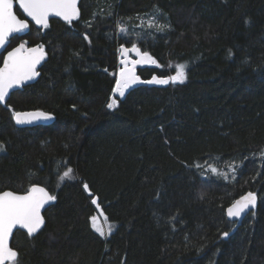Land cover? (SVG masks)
Segmentation results:
<instances>
[{
  "label": "trees",
  "instance_id": "1",
  "mask_svg": "<svg viewBox=\"0 0 264 264\" xmlns=\"http://www.w3.org/2000/svg\"><path fill=\"white\" fill-rule=\"evenodd\" d=\"M152 14L170 27H144ZM24 38L47 60L0 106V193L41 185L56 203L38 235L15 234L19 264H264V0H80L76 20ZM134 46L159 65L142 81L179 65L187 79L109 109L119 49ZM25 111L56 120L18 128ZM247 192L259 204L234 231L226 211Z\"/></svg>",
  "mask_w": 264,
  "mask_h": 264
},
{
  "label": "snow or ice",
  "instance_id": "2",
  "mask_svg": "<svg viewBox=\"0 0 264 264\" xmlns=\"http://www.w3.org/2000/svg\"><path fill=\"white\" fill-rule=\"evenodd\" d=\"M78 0H19V6L23 9L28 17H31L36 24L48 27V19L50 16L62 17L68 23H71L74 18L79 17V9L77 7ZM13 0H0V48H3L8 43V38L13 33L25 32L29 28L26 20L18 19L14 12ZM150 27H157L158 31H164L170 27L165 24H150ZM125 31L124 28L120 29ZM87 37H85L86 39ZM140 60L128 61L122 60L124 65L120 69L119 79L116 81V92L120 97H123L125 91L136 83L149 84H183L187 79L186 66L179 65L177 75L169 76L168 78L153 77L148 81H141L135 73V65L141 62H151L156 64V61L147 53H140L139 48H133ZM127 49H123L127 53ZM43 57L42 50L39 48H25L22 43L13 51L8 52V55L3 60V68H0V102H3L8 96L9 90L18 86H22L26 81L32 80L39 75L36 71L37 65ZM131 64V67L128 65ZM159 67V65H157ZM117 100L112 99L108 103L109 109L117 106ZM43 118L50 119L44 113H15V121L17 124H30L33 119ZM4 150V145L0 144V151ZM216 173L215 168L211 169ZM73 169L68 168L63 172V178H72ZM87 189L88 185L84 184ZM203 198V197H202ZM56 196L50 195L44 188L32 187L24 195H18L12 191H4L0 193V264H19L18 252L9 245L10 238L13 235V229L19 226L21 229H26L29 236H33L40 231L44 226V218L41 215V209L50 201H55ZM257 197L254 193L249 192L241 199L236 200L231 207L227 209V216L238 220L248 210L256 207ZM96 203L95 200L92 201ZM95 223L96 218H92ZM96 231L104 235V232L97 227ZM112 232L111 226L108 229V234ZM225 237L228 232L223 233Z\"/></svg>",
  "mask_w": 264,
  "mask_h": 264
},
{
  "label": "water",
  "instance_id": "3",
  "mask_svg": "<svg viewBox=\"0 0 264 264\" xmlns=\"http://www.w3.org/2000/svg\"><path fill=\"white\" fill-rule=\"evenodd\" d=\"M13 4H14V9H13V10H14V12H15L17 18H18V19H21V20H26V21L28 22V24H29V28H28L25 32H21V33H13L11 36H9V38H8V43H6V44L4 45L3 48H0V55H1L2 53L5 52V50L7 49V47L11 44V40H12L13 38H15V37H19V38H24V37H26V36L29 34L30 30H31V25H34V26L37 27V28H45V27H43L42 25H38V24H36L35 21H33V20L31 19V17H28L27 14L24 13L23 9L20 8V6H19V0H13ZM77 7H78V9H79V16H80V0H78ZM17 9L20 10V12H21L22 15H23V18L19 16V14L17 13ZM76 19H77V18H74L72 21H74V20H76ZM52 20H59V21H61V22H63V23H68V22L65 21L62 17L50 16L49 19H48V26L50 25V22H51ZM24 45H25V44H24ZM19 46H20V45H19ZM19 46H17V47H19ZM17 47H15V48H17ZM15 48H14V49H15ZM25 48H28V49H31V48H39V49L42 50L43 57H42L40 63L37 65V68H36V71L39 73V75L35 76L32 80L26 81L22 86H18V87H15V88H13V89H10V90H9V93H8V96L5 98V100H4L3 102H0V106H5V105L7 104V102L9 101L10 97L12 96V94H13L14 92L20 91V90H22V89L25 88V87H28V86H30V85H33L34 83H36V82L39 80V78H40V76H41V69H42L44 63H45L46 60H47V53H46L44 47H43L41 44H39V45H36V46H33V47H29V46L25 45ZM14 49H12L11 51H13ZM11 51H9V52H11ZM7 55H8V53H6V55H5L4 58H6ZM1 68H3V65L1 66ZM41 112L44 113V114H46L47 116H50L51 118H50V119H47V120H45V119H43V118H39V119H35V118H34V119H33V122L30 123V124H17L16 121H15V116H14V123H15V125H16L18 128H32V127H37V126H50V125H52V124L55 122L56 119H55V116H54V115H52V114H50V113L43 112V111H25V112H19V113H41ZM32 187H41V188H44L45 191H47L50 195H52V194H51V193H50L45 187H43V186H41V185H33ZM32 187H31V188H32ZM31 188H30V189H31ZM30 189H29V190H30ZM6 191H11V190H6ZM3 192H4V191H3ZM12 192H14V191H12ZM27 192H28V191H27ZM27 192H26V193H27ZM1 193H2V192H1ZM14 193H16V194H18V195H24V194H26V193H17V192H14ZM247 193H249V192H247ZM247 193H245L244 195H246ZM252 193H254V192H252ZM254 194H255L256 197H257L256 207H255L254 209H251V208H250V209L248 210L247 213L243 214L242 217H241L240 219H238V220H235V222H233V221H234V218H230V217L227 216L228 219H229L231 222L235 223L234 231L237 230V229L242 225V223L244 222V220L246 219V217H247L248 215H250L252 212H254V211L256 210V208L258 207V204H259V197H258V195H257L256 193H254ZM244 195H242L241 197H243ZM241 197H239V198L236 199V200L241 199ZM236 200H235V201H236ZM235 201H234V202H235ZM55 203H56V199H55V201H50V202H48V203L45 204V206L41 209V215H42V217L44 218V226H45V223H46L45 215H44V214H45V212L47 211V209H49V208H50L51 206H53ZM229 207H231V206H229ZM229 207H228V208H229ZM228 208H227V209H228ZM226 214H227V211H226ZM44 226L40 229V231H39L38 233H36L35 235L30 236V237H34V236L38 235V234L42 231V229L44 228ZM19 231H22V232H24V233L27 234V230H26V229H21L19 226H17L15 229H13V235H12V237L10 238V241H9V245H10V247H12V248H13L12 243H13L14 236H15V234H16L17 232H19ZM13 249H14V248H13ZM14 250H15V249H14ZM15 251H17V250H15Z\"/></svg>",
  "mask_w": 264,
  "mask_h": 264
},
{
  "label": "rangeland",
  "instance_id": "4",
  "mask_svg": "<svg viewBox=\"0 0 264 264\" xmlns=\"http://www.w3.org/2000/svg\"><path fill=\"white\" fill-rule=\"evenodd\" d=\"M158 16L156 14H152L150 16H147L144 21H143V25L144 27H150L149 25L150 24H156L158 25ZM125 32V31H124ZM135 48H137L136 46H134ZM125 48V47H120L119 49V69H118V72L116 73L115 77H116V81L119 79V72H120V69L122 67H124V65L121 63L122 60H125L127 59L128 61H137V60H140V55H138L135 51H133L132 49L134 48ZM123 49H127V53H124L123 52ZM140 53H142L140 51ZM151 56V55H150ZM152 57V56H151ZM153 58V57H152ZM154 59V58H153ZM155 60V59H154ZM156 61V60H155ZM158 64H157V61H156V64H153L151 63L150 61L149 62H141V63H137L135 65V73L137 75V69L138 68H142V67H156ZM129 67H131V64L128 65ZM178 73V71H177ZM177 73L175 75H177ZM138 76V75H137ZM139 77V76H138ZM140 78V77H139ZM141 80V78H140ZM142 81V80H141ZM140 84H146V85H157V86H165V85H159V84H149V83H136V84H133L130 88H128L126 91H125V94L124 96L127 94V92H129L131 89L139 86ZM116 84H115V87H114V90H113V93H112V96H111V99H110V102L112 99H116L117 102L120 98H123V97H120L119 94L116 92ZM117 106H118V103H117ZM117 106H114V108L112 109H115ZM95 206H96V209H97V213L96 215L94 216L96 218L95 220V223L93 222V220L91 219V223H92V226L93 228L96 230L97 227H99L103 232H104V235L105 237H108L109 234H108V229L109 227L111 226L112 228V231L114 230V225L112 223H110L108 221V218L105 216V214L103 213V211L101 210V208L98 206L97 202L95 203ZM98 232V231H97ZM100 233V232H98ZM112 233V232H111ZM101 234V233H100Z\"/></svg>",
  "mask_w": 264,
  "mask_h": 264
},
{
  "label": "flooded vegetation",
  "instance_id": "5",
  "mask_svg": "<svg viewBox=\"0 0 264 264\" xmlns=\"http://www.w3.org/2000/svg\"><path fill=\"white\" fill-rule=\"evenodd\" d=\"M22 43L25 44V45H27V46H29V47H33L28 42H26L25 38H19V37L13 38L11 40V44L7 47V49L5 50V52L0 55V68L3 65V60H4V57H5L6 53H8L9 51H11L12 49H14L15 47L19 46ZM14 116H15V114H14ZM13 119H14V117H13Z\"/></svg>",
  "mask_w": 264,
  "mask_h": 264
}]
</instances>
